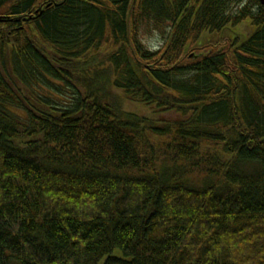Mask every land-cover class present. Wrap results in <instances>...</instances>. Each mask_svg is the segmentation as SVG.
Listing matches in <instances>:
<instances>
[{
  "label": "trees",
  "instance_id": "trees-1",
  "mask_svg": "<svg viewBox=\"0 0 264 264\" xmlns=\"http://www.w3.org/2000/svg\"><path fill=\"white\" fill-rule=\"evenodd\" d=\"M0 17V264H264L258 0H0Z\"/></svg>",
  "mask_w": 264,
  "mask_h": 264
},
{
  "label": "rangeland",
  "instance_id": "rangeland-1",
  "mask_svg": "<svg viewBox=\"0 0 264 264\" xmlns=\"http://www.w3.org/2000/svg\"><path fill=\"white\" fill-rule=\"evenodd\" d=\"M253 32L254 30L250 26L249 22L246 21L236 26L233 30H231V33H227V36L232 41H234L235 38H239L241 42H245L253 34ZM141 38L145 46L154 52L163 46L162 44L164 42V36H162L160 33H150L148 29H144L141 34ZM211 38V40L208 39V42H212L214 38L220 39L217 34L215 36H212ZM203 43V41H199L198 45L201 47L204 45ZM122 105L126 111L135 113L142 117H147L150 120H159L161 122H173L177 119V115L174 113L162 114L160 113L161 111L156 110L155 107L150 108L140 103L131 102L126 98L124 99L123 96ZM116 254L121 255V251L117 250ZM244 256V251H242L241 253L237 252L238 258H243Z\"/></svg>",
  "mask_w": 264,
  "mask_h": 264
},
{
  "label": "water",
  "instance_id": "water-1",
  "mask_svg": "<svg viewBox=\"0 0 264 264\" xmlns=\"http://www.w3.org/2000/svg\"><path fill=\"white\" fill-rule=\"evenodd\" d=\"M260 3H261V5L264 7V0H258ZM49 6V5H48ZM6 20V18H4V17H0V21H5ZM193 57H194V55H193Z\"/></svg>",
  "mask_w": 264,
  "mask_h": 264
}]
</instances>
